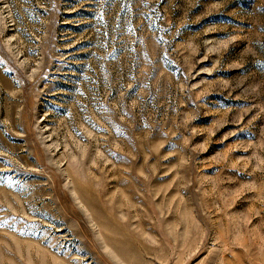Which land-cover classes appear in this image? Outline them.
Returning a JSON list of instances; mask_svg holds the SVG:
<instances>
[{
  "label": "rangeland",
  "instance_id": "374dc122",
  "mask_svg": "<svg viewBox=\"0 0 264 264\" xmlns=\"http://www.w3.org/2000/svg\"><path fill=\"white\" fill-rule=\"evenodd\" d=\"M0 264H264V0H0Z\"/></svg>",
  "mask_w": 264,
  "mask_h": 264
}]
</instances>
